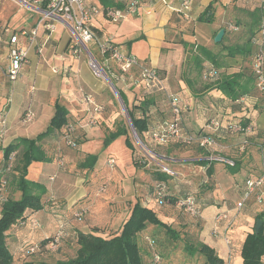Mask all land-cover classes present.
Masks as SVG:
<instances>
[{"label": "crops", "instance_id": "obj_1", "mask_svg": "<svg viewBox=\"0 0 264 264\" xmlns=\"http://www.w3.org/2000/svg\"><path fill=\"white\" fill-rule=\"evenodd\" d=\"M85 2L88 7L96 6L100 11L89 23L93 33L99 39L112 41L124 52L132 54L140 64L157 69L163 79L165 91L181 98L187 107L183 114L186 129L210 132L211 119L220 118L224 113L240 115V107L247 110L245 113L253 119L252 131L248 134L252 146L244 156L233 151L227 153L229 157H235L241 162L235 173L224 169L221 164L214 166L216 186L202 195V213L197 220L201 229V241L214 249L224 264H243V244L255 226L257 214L264 210V205L257 207L251 201L239 216H236L234 207L244 192L246 178L257 175L264 169V94L258 92L232 103L224 100L221 92L204 90L207 85L206 76H199L192 58L190 60L191 47H185V43L192 44L193 51L198 54V47L218 52L226 46L252 40L260 27L259 16L264 18V0H192L186 7L182 0H166V3L162 0H139L138 12L129 14L119 22L108 19L104 9H127L130 0ZM211 3L212 10L206 14L205 20H201ZM16 7L21 10L17 11ZM20 11L23 15L30 12L32 19H21L12 25L11 20ZM41 17L43 13L40 7L26 5L20 0H0V167L4 162L3 151L8 145L19 138H36L47 129L57 102L69 111V120L76 126L73 134L78 145L76 149L63 145L59 133L43 141V147L51 161L33 162L28 168L27 178L45 185L47 193L42 197L44 208L32 213L26 222L12 229L11 238L14 239L16 248H20L22 243L38 242L58 232L62 233L63 239H74L78 230L87 233L94 228L106 229L107 234H115L129 219L136 202L140 201L145 207L155 206V201L149 194L151 177L145 174V169L135 167L133 156L132 165L128 167L117 158L115 147L119 143H124L125 146L126 137L120 136L112 144L105 146L106 129L113 130L112 117L108 112L104 111L99 116V126L87 125L89 112L84 94L93 95L104 108L111 106L113 101L109 99L105 84L95 77L89 67L86 54L75 55L77 36L66 30L64 22L54 21L56 31L48 40L40 26L37 46H31L27 39L22 40V47L28 48V62L15 83L8 80L5 69L9 65L10 26L14 27L13 32L25 30L30 33L37 27ZM229 25H237L239 30L234 31ZM222 29L225 30L222 39L224 42L219 49L215 45V37ZM39 48H42V52H39ZM88 50L106 68L110 64L118 67L114 61H105L98 46L91 44ZM226 52L227 50L223 53ZM205 64L209 62L205 61ZM187 67L188 72L185 74ZM235 67L233 71L239 69L237 65ZM55 68L59 69V73L54 72ZM118 70L120 71L119 67ZM139 71V68L134 69L125 75L109 71L110 77L119 81V89L116 88L125 94L130 109L147 101L149 94L154 97L161 92L147 89L139 80ZM134 80L138 82L134 83ZM133 92L138 95L137 100H134L136 95ZM234 105L237 106L235 111L232 110ZM27 111L34 114L30 123L23 121V115ZM168 114L170 117V107ZM136 115L141 114L137 111ZM148 115L149 129L166 116L155 101ZM2 119L4 125L1 123ZM145 138L150 139L147 134ZM243 139V134L226 135L223 138L225 150H231ZM89 156H95L97 160L93 163L87 160ZM190 156L185 160L171 161L194 165L189 167L190 170L200 168L193 164L198 158ZM110 158L117 160L116 168L109 165ZM90 164L93 166L88 167ZM194 171L199 172V181L202 180L203 173L200 170L190 172ZM191 176L195 179L185 182L198 189V176L194 173ZM102 187L103 191L100 189ZM184 187L188 189L186 185L182 186ZM16 193L19 198L20 193ZM223 210H231L234 220L233 227L228 232L224 230L225 224L222 226L225 221L218 223L220 225L215 221V215ZM161 212L160 216L174 223L178 230H181V225L186 227V223L187 226L191 225L185 215L175 214L166 208ZM78 213L83 214L81 218H77ZM181 218L184 219L183 222L180 221ZM142 236L151 237L156 242L158 251L170 256L174 264L196 262L180 251H173V239L160 227L150 225L142 232Z\"/></svg>", "mask_w": 264, "mask_h": 264}, {"label": "trees", "instance_id": "obj_2", "mask_svg": "<svg viewBox=\"0 0 264 264\" xmlns=\"http://www.w3.org/2000/svg\"><path fill=\"white\" fill-rule=\"evenodd\" d=\"M212 3L201 17V20H205L206 14L212 10ZM108 9H104L105 15ZM259 20L260 27L252 40L250 39L239 45L226 46V48L218 52H213L206 47H198L196 51L198 54H196L192 49L194 46L185 43V47H191L189 50L191 53L190 60L192 58L197 67L196 69H198L199 76H202V74L206 76L207 85L204 87V90L221 92L224 95L223 99L229 100L232 103L239 102L244 97L256 95L258 92L264 94V89L258 85L259 74L256 70V65L260 58L263 59L264 69V43L262 40L264 18L262 19L259 16ZM231 27H236L239 30L237 25H229V28ZM223 42L217 46L223 45ZM225 50L227 52L223 53ZM238 57H242L243 59L238 60ZM205 61H208L209 64H205ZM236 65L239 69L233 71L232 69L236 68ZM187 72L188 67L185 70V74ZM212 72L216 73L214 77H210ZM119 92L127 105L133 126L139 138L141 137L143 140H148L145 138V134L149 137V134L155 132L161 123L171 121L173 118L170 107V117L167 120L163 119L153 128L149 129L150 121L148 113L154 99L149 98L139 107L135 106L133 109H130L125 94L121 90ZM182 107L184 114L187 107L184 106L183 102ZM240 108L238 109L242 113L240 115L224 113L220 118L211 119L209 122L211 126L210 132L204 130L190 131L186 129L184 117H182L180 137L170 138L164 144H158L151 140V138L149 139L155 145L167 148L168 155L164 156L169 160H177L175 159L176 156H173L172 153H187L191 155L190 157L198 158L193 164L200 166L204 170L202 178L204 181L198 185L196 192H191L192 184L186 183V180L184 183H181L180 187L171 186L170 182L174 179L173 175L158 172L151 176V187L149 190V194L155 201V206L145 207L140 201L136 202L129 219L122 225L118 233L112 234L109 238L103 237L102 229L98 228H94L91 232L87 233L78 230L77 236L74 239L70 237L63 239L62 233L58 232L42 238L37 243H31L33 246L28 249H24L25 246L21 245L20 248L15 247L12 250L8 242L9 238L12 237V229L26 222L32 213L44 208L42 197L47 193L45 185L27 178L28 168L33 162L51 161V158L43 147V141L59 133L63 145L72 149H76L78 145L77 139H75L73 134L74 131L70 132L72 128L75 130L76 126L69 120V111L57 102L55 104L54 116L43 133L33 139L19 138L8 145L3 151L4 162L0 167V190L9 184L14 192L20 193V197L9 196L1 204L0 264H174L170 256L158 251L156 242L151 237L145 238L142 236V232L150 225L164 229L173 239V251H180L186 257L193 258L196 261L194 264H224V261L216 254V251L201 241L199 236L201 229L199 224H197V220L201 217L202 213L200 203L202 195L207 191L213 190L216 186V181L213 177L214 166L221 164L224 169L235 173L241 162L237 161L235 157H229L227 153L233 151L240 156H244L248 148L252 146V140L248 134L252 131L253 119L247 116L245 113L247 110L244 111ZM235 109H237V106L234 105L232 110L235 111ZM137 111L140 112V116L136 115ZM214 122L218 124L217 128L214 127ZM228 134L244 135V139L240 144L234 146L229 151L225 150L226 144L223 140ZM187 135L211 136L215 139L216 144L209 147L202 146L196 141L188 143ZM120 136L126 137V146L132 151L133 155L134 146L128 131L124 127L119 128L115 132H110L105 139V146H108ZM211 157L224 158V161L210 160ZM87 160L94 163L97 158L89 156ZM225 160H230L233 164ZM133 164L136 168H145V165H141L134 158ZM92 166L93 164H90L88 167ZM111 168L115 167L111 166ZM262 179L263 183L259 185L257 191L251 195H247V182H258ZM185 185L188 189L182 188ZM100 189L103 191L104 187ZM259 196L262 198L261 201L258 200ZM189 199H192V201ZM251 201L257 207L264 205V169L257 175L247 177L244 181V192L234 207L236 216H239L246 206L251 204ZM163 207L175 214L185 215L188 221H191V225L187 226L188 223H186V227L181 225L179 227L181 230H178V227L176 228L174 223H170L160 216L162 214L161 210H164ZM189 207L193 208L195 212L191 213ZM81 213L77 214V218L82 217L83 214ZM223 215H227V218L218 222L217 220ZM259 219L262 220L263 224L260 231L256 233L255 226ZM183 220V218L180 219L181 222ZM215 221L217 224L225 221L226 223H222V226L225 224L224 230L226 229L228 232L232 229L234 222L231 210L218 212L215 215ZM255 226L248 233L243 244V264H264V210L257 214ZM57 245L61 250H67V248L71 247V250L75 251L74 256L64 260L58 259L52 261L39 257L43 253L48 254V250ZM179 264L183 263L179 262Z\"/></svg>", "mask_w": 264, "mask_h": 264}, {"label": "built area", "instance_id": "obj_3", "mask_svg": "<svg viewBox=\"0 0 264 264\" xmlns=\"http://www.w3.org/2000/svg\"><path fill=\"white\" fill-rule=\"evenodd\" d=\"M26 5L37 6L41 8L43 17L39 20L36 28H34L30 33L25 30L20 32H12L9 35V46H8V58L9 65L5 69V75L11 83H15L20 75L23 66L28 62V48L22 47V40L27 39L31 46L38 45V30L41 26L44 29L46 39L48 40L56 31V25L52 22L47 23V19L53 21H62L68 27L75 31L77 36V43L74 49L76 56L81 55L86 51L89 57V66L97 78L105 79L104 67L98 62V60L90 52L89 46L94 44L98 46V50L105 61H114L123 75L130 73L134 69H140L139 80L144 84V86L151 89L165 90L164 82L159 71L155 68L147 67L139 63L138 59L132 54L124 52L116 46L112 41H103L99 39L92 31L89 23L91 22L93 16L99 14V9L96 6L88 7L85 0H20ZM166 3V0H162ZM192 0H182L183 6L186 7L191 3ZM140 2L139 0H130L127 9H117L109 8L106 11V17L113 22H119L125 19L129 14H136L139 10ZM232 30H237L236 27H231ZM6 32L9 33L7 29ZM2 37L0 36V41ZM262 40L264 43V22L262 24ZM39 52H42V48H39ZM256 70L259 74V87L264 89V69H263V59L260 58ZM55 73H59V69H54ZM215 72L210 74V77H214ZM138 81L134 80V83ZM84 102L87 104V110L89 112V117L87 119V125L90 127H96L98 125L99 116L103 113L104 107L99 104L96 98L91 94H84ZM170 106L173 118L171 121H164L157 127L155 132L149 134L151 140L158 144H164L170 138H178L181 135L180 125L183 120V107L182 101L179 96H170ZM34 119V114L27 111L23 116V121L25 123H30ZM1 123L4 125V119ZM214 127L217 128L218 124L213 123ZM73 128L70 132H73ZM188 143L193 141L199 142L202 146H214L216 144L215 139L211 136H196L187 135ZM210 160H223L224 158L211 157ZM226 162L233 164L230 160H225ZM112 166V165H111ZM167 173H173L171 170L166 169ZM174 174V173H173ZM263 183V179L254 182H247V195L255 193ZM261 196L258 200L261 201ZM192 201V199H189ZM189 211L194 213V209L189 207ZM227 218V215L221 216L217 221L220 222ZM229 243V239L226 238Z\"/></svg>", "mask_w": 264, "mask_h": 264}, {"label": "rangeland", "instance_id": "obj_4", "mask_svg": "<svg viewBox=\"0 0 264 264\" xmlns=\"http://www.w3.org/2000/svg\"><path fill=\"white\" fill-rule=\"evenodd\" d=\"M19 9L21 10L20 7H16L17 11ZM30 14H31L30 12H27V13L25 12L23 15V12L20 11L18 13V15L13 17V19L11 20V24L12 25L17 24L18 21L21 19L26 20L27 18H31ZM46 21H47V23L52 22V23L56 24V22H54L51 19H47ZM13 28H14L13 26H10L11 32H13ZM65 28L67 31L70 30L73 35H76L75 31L72 30V28L68 27L66 24H65ZM127 40H130V39H127ZM215 45H218V44H215ZM221 46H217V47H219V49H221ZM83 54H86L87 60H88V65H90L87 51L85 53L83 52ZM172 55L171 56L169 55V57H172ZM173 59H175V57H173ZM101 66L105 67V65L102 63H101ZM104 69H106L107 75L109 76V78L112 81V83L114 84V86L118 88L117 83H119V81H117V79H115L113 77H110L111 74L109 73V71L114 72L116 74L122 73V72L119 71L118 67L114 64H110L107 68L105 67ZM97 79H100V81H102L105 84L106 91L110 97L109 99L113 101V104H111V106H108V108L106 107L107 110L105 108V113L108 112V115L112 117V124H113L112 125L113 130L106 129L107 135H109L108 132H115L119 128L124 127L128 131L129 136H130L132 143H133V146H134V153H133L134 156L132 155V151L127 149L126 145L125 146L123 145L124 143H119L115 147L116 148L115 150L117 151V155H118L117 158L120 159V161H122V163H124V165L126 167L132 165L131 161H132V156H133V158L135 160H137L141 165H145V168H144L145 174L149 175L150 177L152 175L158 173V172L167 173L165 171V168L171 170L174 173V174L170 173L171 175H173L172 177L174 178L170 182L171 186L177 187V186H180L181 183H184L185 180L186 181H191V179L194 180L195 179L194 176H191V175H193V173L196 176H198L197 177L198 181H196V183H198V185L204 181V179L199 181V177H200L199 172H197V171L190 172L193 170H198V171L200 170L204 174V170L200 169L199 167H197V169L195 168V169L190 170V168L194 167V165H192V164L190 165L188 163H182V162L176 163L175 161H171L168 158H166L164 155H168L167 154V148L157 146L154 144V142L149 141V140H143V139H141V137H140V140L138 141L134 136L131 124L129 123L128 117L123 110V107L119 101V98L117 97L116 93L114 92L109 81H107L106 79H101V78H97ZM133 93L136 95V92H133ZM170 95L171 94H169V91L167 92L165 90L163 92H159L158 94H155L154 97H152V94H149V98H153L155 103H156V106H159L162 109L163 113L166 114V116H164V118H163L166 120L169 118L168 110H169V107H171L170 106ZM137 96L138 95H136L134 100H137ZM129 104H131V101ZM99 125H100V119L98 120L97 126H99ZM172 155L176 156L175 159L185 160L189 154H187V153L186 154L185 153H172ZM108 163H109V165H112L115 168L117 167V160H115L114 158H110L108 160ZM188 178H190V180H188ZM191 190H192L191 192H196L197 188L195 186H192ZM9 196H13V197L17 198V193L15 194L12 187L8 184L4 188H2V190H0V206L3 203V201L5 199H7ZM101 232H102L103 237L109 238L110 236H112V234H107L108 232L106 231V229H102ZM8 242H9L10 248L13 250L16 247V244H14V239L9 238ZM31 243L25 242V243H22V245L25 246L24 249H28V248L33 246V244H31ZM35 243H37V242H35ZM74 254H75V251L71 250V247L69 249L67 248V250H61L60 248H58V245H57L56 247H52L51 250H48V254L43 253L39 257L44 258V260H47V261L58 260V259L64 260L67 258H71L72 256H74Z\"/></svg>", "mask_w": 264, "mask_h": 264}, {"label": "water", "instance_id": "obj_5", "mask_svg": "<svg viewBox=\"0 0 264 264\" xmlns=\"http://www.w3.org/2000/svg\"><path fill=\"white\" fill-rule=\"evenodd\" d=\"M224 35H225V30H224V29L220 30V31L218 32V34L216 35V37H215V43H217V44L220 43V42L222 41ZM105 79H106L107 81H109V83H110V85L112 86L114 92L116 93L117 97L119 98V101H120V103H121V105H122V107H123V110H124V112L126 113V115H127V117H128L129 123L131 124L132 131H133V133H134V136H135V138L139 141L140 138H139V136H138V134H137V132H136V130H135L133 124H132V120H131V118H130V115H129V112H128V109H127V106H126V104H125L123 98L121 97V94H120L119 90L114 86V84L112 83V81L110 80V78H109V76H108L107 74H105ZM262 224H263L262 220L259 219V220L257 221V223H256V226H255V231H256V233H258V232L260 231V228H261Z\"/></svg>", "mask_w": 264, "mask_h": 264}]
</instances>
